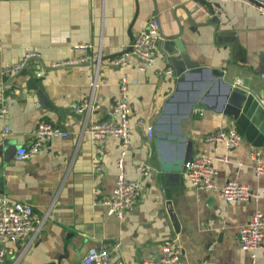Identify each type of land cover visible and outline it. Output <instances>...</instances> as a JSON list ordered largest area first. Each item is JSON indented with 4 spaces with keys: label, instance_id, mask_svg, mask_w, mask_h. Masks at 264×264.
I'll list each match as a JSON object with an SVG mask.
<instances>
[{
    "label": "crops",
    "instance_id": "crops-1",
    "mask_svg": "<svg viewBox=\"0 0 264 264\" xmlns=\"http://www.w3.org/2000/svg\"><path fill=\"white\" fill-rule=\"evenodd\" d=\"M211 5L214 17L207 11ZM211 5L205 9L195 0H0V99L12 96L6 117L11 133L0 140V193L48 215L29 249L19 257L18 244L17 252L0 264H83L94 247L111 248L126 264H144L162 256L167 240L180 245L184 264H250L249 253L240 246L239 227L257 207L264 211V199L229 203L219 192L192 186L186 168L200 151L221 157L214 161L216 181L237 180L264 193V176L257 177L252 165V153H264V147L249 142L240 128L243 141L231 150L207 140L218 129L237 125L224 112L227 83L256 74L264 78V16L242 2L214 0ZM152 17L160 22L156 64L146 71L119 69L112 60L129 49ZM165 40H179L191 59L208 68L180 83ZM79 42L91 43L95 50L103 47L99 75L105 82L96 90L89 78L93 63L50 66L79 54L70 51ZM30 49L40 52L39 59L5 77L3 67L20 61ZM169 67L173 74L160 73ZM212 69L222 70L224 77ZM124 73L130 78L132 107L127 175L140 179L142 163L150 172L135 206L119 219L94 204V190L101 196L113 190L120 139L105 138L109 153L97 169L95 145L83 129L108 117ZM91 96L98 107L76 112ZM191 102L193 110L186 116ZM140 118L145 126L136 125ZM41 122L63 127L70 135L53 137L37 154L18 158L17 149L33 143ZM148 125L155 128L152 137ZM181 157V171L163 170L162 161ZM258 256L264 264V247Z\"/></svg>",
    "mask_w": 264,
    "mask_h": 264
},
{
    "label": "built area",
    "instance_id": "built-area-1",
    "mask_svg": "<svg viewBox=\"0 0 264 264\" xmlns=\"http://www.w3.org/2000/svg\"><path fill=\"white\" fill-rule=\"evenodd\" d=\"M201 7L210 6L214 0H195ZM221 3L236 1L255 7L264 16V0H215ZM206 4V5H205ZM212 7V5H211ZM209 15H216L215 9L208 10ZM160 22L158 18L152 17L145 28L137 35L131 49L125 47L116 56L112 63L121 70L136 67L140 71H146L153 67L159 57ZM70 51L78 52L75 56L60 59L50 63L51 67L72 66L87 62L93 63V72L89 76L93 90L105 82L99 75V68L104 56L103 47L94 49L91 43L79 42L70 47ZM40 52L30 49L25 52L23 58L15 63L3 67L2 73L5 77L14 76L28 66L31 60L39 59ZM134 60V61H133ZM44 69H42L43 71ZM171 67L160 71L162 74H173ZM120 96L108 110V117L85 125L83 131L87 132L96 148V156L93 159L97 169L102 167L101 157L108 155L104 140L108 136L120 139V151L116 160L118 175L113 190L101 196L99 190H94V204L103 206L107 212L119 219H124L127 212L132 209L138 201L142 191V180L150 172L147 164L139 165L140 179H130L127 175L126 158L131 143L132 130V107L129 100L130 78L127 73L121 76ZM11 94L0 99V140H4L11 133V127L6 122L9 114V103ZM92 107H98L93 96L82 101L76 108V112H88ZM137 126H145L144 119L137 120ZM149 136H153L155 128L147 126ZM70 133L63 127L50 122H41L35 131L34 141L30 146H21L17 149V157L20 159L37 154L44 144L53 137H69ZM207 140L223 143L227 150L237 147L243 141V134L237 125L220 128L207 136ZM224 158L209 155L205 152L198 154L188 163L186 178L192 186L199 190H212L219 192L223 199L229 203L234 201H254L259 203L264 199V193L251 189L248 185L237 180H229L220 184L215 180L217 173L214 167L215 160ZM253 169L257 177L264 176V153L256 151L252 153ZM48 215L37 214L33 207L22 202L11 201L6 195L0 193V263L14 255L16 246L20 244L19 257L31 246L36 236L44 228ZM239 242L243 250L250 256V264H262L259 261L258 252L264 247V211L257 207L252 218L239 227ZM117 246V245H116ZM162 256L150 258L144 264H184L183 253L176 240H167L161 246ZM83 264H126L123 259L115 257L109 247L91 248L83 258Z\"/></svg>",
    "mask_w": 264,
    "mask_h": 264
},
{
    "label": "water",
    "instance_id": "water-1",
    "mask_svg": "<svg viewBox=\"0 0 264 264\" xmlns=\"http://www.w3.org/2000/svg\"><path fill=\"white\" fill-rule=\"evenodd\" d=\"M134 42L135 37L132 39L129 49L132 48ZM164 46L170 57H175L177 63L174 61V65L176 72L179 74L178 81L180 83H188L191 80L190 76L202 74L208 68L191 59L179 40H165ZM261 64H264V55L261 57ZM212 73L217 77H224L225 75L219 69H212ZM31 82H33V79H31ZM227 84L229 92L226 95L225 114L233 117L249 142L264 147V78L256 74L253 79L245 77L241 83L228 82ZM178 90H181L180 87H178ZM193 106L194 103L191 102L188 111L184 115L189 116ZM178 125L180 126V122H178ZM184 163V157L175 161H162V168L164 171L179 172L183 169Z\"/></svg>",
    "mask_w": 264,
    "mask_h": 264
}]
</instances>
